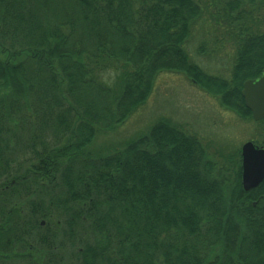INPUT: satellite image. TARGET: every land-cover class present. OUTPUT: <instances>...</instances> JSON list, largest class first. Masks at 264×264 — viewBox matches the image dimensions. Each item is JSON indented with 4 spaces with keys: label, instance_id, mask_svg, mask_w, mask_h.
Returning <instances> with one entry per match:
<instances>
[{
    "label": "trees",
    "instance_id": "trees-1",
    "mask_svg": "<svg viewBox=\"0 0 264 264\" xmlns=\"http://www.w3.org/2000/svg\"><path fill=\"white\" fill-rule=\"evenodd\" d=\"M200 13L197 0H0V227L22 215L3 182L31 180L22 224L89 227L82 264H264V179L244 191L240 160L225 192L200 141L164 119L120 150H87L163 71L252 118L241 90L264 69V30L242 28L229 75L209 74L184 46ZM57 176L62 194L47 212L40 179Z\"/></svg>",
    "mask_w": 264,
    "mask_h": 264
},
{
    "label": "rangeland",
    "instance_id": "rangeland-1",
    "mask_svg": "<svg viewBox=\"0 0 264 264\" xmlns=\"http://www.w3.org/2000/svg\"><path fill=\"white\" fill-rule=\"evenodd\" d=\"M234 1L237 0H197L201 13L192 24L184 46L191 60L209 74L229 75L235 39L242 28L249 27L256 32L264 30V0H238V6L231 7ZM115 73L114 69H109L104 75L112 82ZM159 119L169 121L200 141L205 153L204 161L211 167V175L222 176L226 180L225 192L231 188V180L240 160L241 145L248 140L259 146L264 145V119L255 121L250 117L241 118L221 106L217 97L199 88L182 73L163 71L156 76L152 92L145 103L123 123L98 130L87 150L92 155H106L120 150L128 141L145 134ZM11 179L4 181L3 185ZM27 182L29 186L17 181L5 188L7 191L4 193H9L12 204L20 208L22 213L20 218L13 219V227H28L22 221H27L30 214V203L34 198L32 193H35L37 184L31 180ZM40 182L48 187L47 196L53 204L45 207L47 212H51L62 194L60 177L57 176L53 182L45 178L40 179ZM23 186L30 190L24 191ZM41 221L43 225H40ZM44 221L48 222L38 219V225L44 227ZM77 247L76 244L71 248L66 247L64 255L75 257L76 253L72 251H76ZM69 262L82 264V261Z\"/></svg>",
    "mask_w": 264,
    "mask_h": 264
},
{
    "label": "flooded vegetation",
    "instance_id": "flooded-vegetation-1",
    "mask_svg": "<svg viewBox=\"0 0 264 264\" xmlns=\"http://www.w3.org/2000/svg\"><path fill=\"white\" fill-rule=\"evenodd\" d=\"M46 180L51 182L49 177ZM12 184L14 179L7 186ZM40 225H43L42 221ZM92 233L89 227H0V264L81 262L84 259L82 248L91 242L94 237ZM75 244L78 245L76 251H72L76 253L75 257L72 259L64 255L63 250Z\"/></svg>",
    "mask_w": 264,
    "mask_h": 264
},
{
    "label": "water",
    "instance_id": "water-1",
    "mask_svg": "<svg viewBox=\"0 0 264 264\" xmlns=\"http://www.w3.org/2000/svg\"><path fill=\"white\" fill-rule=\"evenodd\" d=\"M241 96L252 118L261 120L264 117V69L256 78L243 82ZM240 157L241 187L249 191L264 179V145L258 146L248 140L240 147Z\"/></svg>",
    "mask_w": 264,
    "mask_h": 264
}]
</instances>
